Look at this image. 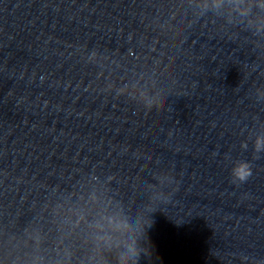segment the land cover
Instances as JSON below:
<instances>
[{
  "label": "clouds",
  "instance_id": "obj_1",
  "mask_svg": "<svg viewBox=\"0 0 264 264\" xmlns=\"http://www.w3.org/2000/svg\"><path fill=\"white\" fill-rule=\"evenodd\" d=\"M223 4V0H219L218 3H214V7H220ZM259 9H264V3L257 2L254 5ZM247 147V144L243 145ZM253 148L255 153H264V136H257L253 142ZM252 167L248 161L241 160L236 162L231 170V175L234 182L244 183L252 176ZM150 222H145L138 226L136 231L127 224L126 221H121L117 227L122 232L129 233L128 239L123 242V251L119 256V264H139L141 255L149 258L153 255V247L149 241L148 246L141 247V238L146 235V229L151 228Z\"/></svg>",
  "mask_w": 264,
  "mask_h": 264
}]
</instances>
